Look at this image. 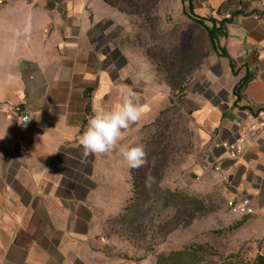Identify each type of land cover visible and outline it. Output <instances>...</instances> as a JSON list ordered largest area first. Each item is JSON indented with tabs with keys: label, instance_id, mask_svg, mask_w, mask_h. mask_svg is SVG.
I'll use <instances>...</instances> for the list:
<instances>
[{
	"label": "crops",
	"instance_id": "crops-1",
	"mask_svg": "<svg viewBox=\"0 0 264 264\" xmlns=\"http://www.w3.org/2000/svg\"><path fill=\"white\" fill-rule=\"evenodd\" d=\"M192 6L200 18L226 22L219 45L228 55L215 60L206 88L193 97L202 147L197 166L219 176L229 197L252 199L264 257V135L249 141L238 160L213 146L234 143L264 117V0ZM127 31L129 21L104 0H0V264H122L105 235L107 220L125 206L111 214L118 190L112 169L172 96L152 62L123 41ZM129 89L142 118L110 153L85 156L79 140L88 120ZM25 115L32 117L26 126Z\"/></svg>",
	"mask_w": 264,
	"mask_h": 264
},
{
	"label": "rangeland",
	"instance_id": "rangeland-1",
	"mask_svg": "<svg viewBox=\"0 0 264 264\" xmlns=\"http://www.w3.org/2000/svg\"><path fill=\"white\" fill-rule=\"evenodd\" d=\"M111 1L128 12L116 7L131 26L123 41L152 62L161 81L178 75L181 90L172 94L160 124L143 126L132 137L131 147L143 146V165L133 175L124 159L112 169L118 190L111 214L120 212L121 202L125 206L106 222L107 250L122 264H257L263 256L254 215L230 214L221 178L197 166L202 147L193 97L206 88L209 69L221 58L207 31L186 14L188 0ZM131 4L144 13L133 15ZM129 171L131 196L124 204Z\"/></svg>",
	"mask_w": 264,
	"mask_h": 264
},
{
	"label": "clouds",
	"instance_id": "clouds-1",
	"mask_svg": "<svg viewBox=\"0 0 264 264\" xmlns=\"http://www.w3.org/2000/svg\"><path fill=\"white\" fill-rule=\"evenodd\" d=\"M143 111L131 89L111 109H96L79 140L84 155L110 153L123 132L142 118ZM31 119L25 115L22 125L26 126ZM122 156L129 168H139L144 163L145 152L140 145L124 150Z\"/></svg>",
	"mask_w": 264,
	"mask_h": 264
},
{
	"label": "built area",
	"instance_id": "built-area-1",
	"mask_svg": "<svg viewBox=\"0 0 264 264\" xmlns=\"http://www.w3.org/2000/svg\"><path fill=\"white\" fill-rule=\"evenodd\" d=\"M264 25V17L261 18ZM264 135V117L262 121L250 126L246 136L239 137L234 143L215 142V149L222 150L227 153L231 159L238 160L246 150L249 141H254ZM216 173L222 174L220 166H214ZM223 181L228 182L227 175H223ZM227 209L230 214L238 217H249L256 214V207L252 199L244 195H234L227 199Z\"/></svg>",
	"mask_w": 264,
	"mask_h": 264
},
{
	"label": "trees",
	"instance_id": "trees-1",
	"mask_svg": "<svg viewBox=\"0 0 264 264\" xmlns=\"http://www.w3.org/2000/svg\"><path fill=\"white\" fill-rule=\"evenodd\" d=\"M105 3H107L108 5L114 7V8H118L121 12L128 14V12L124 9V8H119L118 6H116L111 0H104ZM131 8L134 10L133 11V15H142L144 13H142L141 8L135 4H131ZM186 14L193 19L194 21H196L197 23H199L202 27H204V29L207 31L208 35H209V39L212 45L213 50L218 53L220 55V57L223 58H228L227 53L225 52V50H223L220 45H219V38L225 36V25L226 22H222L220 24V26H217L216 22H214L213 20H206L203 18H200L198 16H196L194 14L193 11V6H192V0H189V10L188 12H186ZM206 22H210L212 23V27L210 28L209 26L206 25ZM232 68H234V65H231ZM248 78H244L239 85L235 88L234 90V95L236 97V103L239 102L241 94L244 92L247 84H248ZM166 83L170 86L171 90H172V94L177 92L180 93V88H179V83H180V77H178V75H174L173 73H171L170 76H168V78H166ZM166 114V111L162 112L161 115L159 116V118L157 119L158 124H160L164 118ZM156 122V123H157ZM136 168H131V174L133 175L135 172ZM257 264H264V257H259L257 259Z\"/></svg>",
	"mask_w": 264,
	"mask_h": 264
}]
</instances>
